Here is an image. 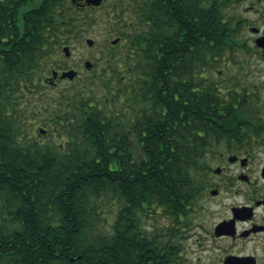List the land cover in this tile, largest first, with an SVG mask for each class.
<instances>
[{
    "label": "trees",
    "instance_id": "trees-1",
    "mask_svg": "<svg viewBox=\"0 0 264 264\" xmlns=\"http://www.w3.org/2000/svg\"><path fill=\"white\" fill-rule=\"evenodd\" d=\"M236 3L41 0L20 31L0 28V264H179L177 226L187 227L205 167L194 89L205 74L206 101L236 93L215 86L239 84L208 77L245 48L223 13ZM98 21L120 37L119 53L44 86L67 70L54 55ZM153 214L172 219L168 233L145 230Z\"/></svg>",
    "mask_w": 264,
    "mask_h": 264
},
{
    "label": "flooded vegetation",
    "instance_id": "flooded-vegetation-1",
    "mask_svg": "<svg viewBox=\"0 0 264 264\" xmlns=\"http://www.w3.org/2000/svg\"><path fill=\"white\" fill-rule=\"evenodd\" d=\"M40 1L0 0V28L8 25L20 31L25 23V13L36 8ZM243 1L249 5L248 13L264 12V0L239 2ZM4 6L6 12L2 13L1 7ZM236 23L241 28L237 35L244 34L246 29L250 34L247 43L251 47L248 55L253 60L250 65L251 84L246 89L240 85L236 88L227 84L215 86L219 90L234 89L236 92L225 95L226 99L222 101H206L205 74L204 83L194 89L200 91L201 98V127L195 146L205 161L197 197L206 206L208 214L217 219L204 236L205 242L220 253L215 264H224L228 257L248 258L246 264H264V100L259 96L264 91V82H253L256 74L264 76V49L256 45V41L264 36V15L261 19H242ZM13 38L11 35L10 39ZM115 39L120 40V37L115 36ZM111 41L98 51L100 58L108 52L119 53L118 45L111 44ZM100 58H95L98 59V68L101 66ZM56 73L57 77L51 78V83L50 77L46 78L48 81L43 83L44 86L57 87L60 71ZM242 89L247 92V100L228 99L229 96L239 97ZM209 206L214 209H209ZM218 225L221 226L216 231Z\"/></svg>",
    "mask_w": 264,
    "mask_h": 264
},
{
    "label": "rangeland",
    "instance_id": "rangeland-1",
    "mask_svg": "<svg viewBox=\"0 0 264 264\" xmlns=\"http://www.w3.org/2000/svg\"><path fill=\"white\" fill-rule=\"evenodd\" d=\"M240 1V0H239ZM249 5L247 2H239L236 4H229L224 10V15L227 19L242 20V19H261L264 15L263 11H258L256 15L248 13ZM244 34L236 36V40L239 44H245V48H236L233 50L232 55V66L225 69L221 66L209 73L208 77L214 79L219 77V80H228L234 84H239L243 88H248L251 84V67L253 63L251 57H249V52L251 51L250 45L247 43V39L250 37L247 29L244 30ZM107 27L104 22L98 21L95 25L91 26L87 30L82 32L81 38L75 42L71 41L70 44L66 45L69 47L70 56L68 58L64 57L62 49H60L56 55L52 58L51 63H57L58 66L65 69H72L78 72V78H84L90 75L91 70L86 71L83 68V64L89 61L94 65L95 58H100L99 50L104 49L109 45V41L115 39V36L109 37ZM86 39H92L94 45L92 47H87L85 45ZM243 42V43H242ZM60 72L62 70H59ZM259 72V71H256ZM124 73V72H122ZM46 77H50L47 74ZM264 82V76L255 75L253 82ZM59 84L56 88L60 89L67 85L66 81H58ZM260 99L264 100V91L259 93ZM42 126V125H40ZM37 127L39 125H34L35 133L37 134ZM47 129L46 126H42ZM43 136V135H42ZM48 138L42 139L43 141ZM193 208L196 211L188 213L183 224L187 227L177 226L179 229L178 237L184 236V239H177L176 243L180 247L181 260L179 264H215V259L220 253L211 248L209 243L205 242V231L217 221L215 216L208 214V210L205 205L202 204L200 198H198L193 203ZM209 209L213 210L214 207L209 206ZM117 206L115 204H106L104 214L109 218H114ZM144 228L148 232L156 230L158 233L166 234L168 229L172 228V219H168L162 215L153 214L151 218L144 220ZM176 226V225H175ZM174 226V228H175ZM259 255L260 253L257 252Z\"/></svg>",
    "mask_w": 264,
    "mask_h": 264
},
{
    "label": "water",
    "instance_id": "water-1",
    "mask_svg": "<svg viewBox=\"0 0 264 264\" xmlns=\"http://www.w3.org/2000/svg\"><path fill=\"white\" fill-rule=\"evenodd\" d=\"M78 1H81V0H78ZM84 3L87 5V6H92V7H99L101 4H102V0H84ZM118 40H113L111 42V44L115 45L117 44ZM93 40L92 39H86L85 40V44L88 46V47H91L93 46ZM256 45L262 49H264V36L259 38L257 41H256ZM63 52H64V55L66 57H68L70 55V51H69V48L68 47H65L63 48ZM92 67V64L90 62H85L84 63V68L86 70H89L90 68ZM77 76V72L74 71V70H67V71H63L60 73L59 75V78L61 80H69V81H72L75 77ZM52 77L53 78H56L57 77V73H53L52 74ZM39 133L41 135H44L46 133L45 130L43 129H39ZM221 225H218V227L216 228V231L220 228ZM248 258H234V257H228L225 259V262L224 264H246L248 262Z\"/></svg>",
    "mask_w": 264,
    "mask_h": 264
}]
</instances>
